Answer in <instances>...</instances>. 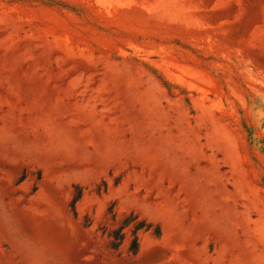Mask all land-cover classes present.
<instances>
[{
	"label": "rangeland",
	"instance_id": "1",
	"mask_svg": "<svg viewBox=\"0 0 264 264\" xmlns=\"http://www.w3.org/2000/svg\"><path fill=\"white\" fill-rule=\"evenodd\" d=\"M250 130L264 0H0V264H264Z\"/></svg>",
	"mask_w": 264,
	"mask_h": 264
},
{
	"label": "trees",
	"instance_id": "2",
	"mask_svg": "<svg viewBox=\"0 0 264 264\" xmlns=\"http://www.w3.org/2000/svg\"><path fill=\"white\" fill-rule=\"evenodd\" d=\"M250 135H252L251 136L252 141H257L259 143L264 142V141L260 140L259 138L255 137L251 130H250ZM82 194H83L82 190L79 189L74 200H73V210L75 212H76V203L82 197ZM138 218H139L138 215L132 214L129 217L125 218L118 228H116L112 231V233L110 234V236L112 237L111 246L114 249H119V247L123 243V241L126 237L124 229L126 227H128L129 225H131V223H134V225L132 226V229H131L132 240H131V245H130V251L133 254H137L139 252V249H140V231L150 230L152 228V224L148 223L144 219L137 220ZM136 220H137V222H134ZM160 232H161L160 226H157L156 227V233L160 234Z\"/></svg>",
	"mask_w": 264,
	"mask_h": 264
}]
</instances>
